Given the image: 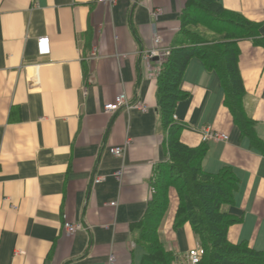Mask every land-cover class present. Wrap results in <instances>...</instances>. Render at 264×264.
<instances>
[{"label":"crops","instance_id":"crops-1","mask_svg":"<svg viewBox=\"0 0 264 264\" xmlns=\"http://www.w3.org/2000/svg\"><path fill=\"white\" fill-rule=\"evenodd\" d=\"M186 1L0 0V264H110L111 256L112 264H143L140 224L168 157L158 59L146 53L156 34L158 47L171 50ZM220 2L257 24L264 41V0ZM238 47L245 111L264 143V47L253 39ZM181 88V141L205 144L202 168L230 166L239 181L233 205L223 206L240 219L227 239L264 252V151L240 137L216 73L199 59L189 61ZM119 95L128 106L105 112ZM204 129L229 139L204 143ZM127 141L123 157L109 153ZM169 201L158 235L173 264H186L200 243L189 223L173 227V189ZM65 221L81 229L67 233Z\"/></svg>","mask_w":264,"mask_h":264},{"label":"trees","instance_id":"trees-1","mask_svg":"<svg viewBox=\"0 0 264 264\" xmlns=\"http://www.w3.org/2000/svg\"><path fill=\"white\" fill-rule=\"evenodd\" d=\"M178 20L177 37L157 75V108L166 132L168 157L157 167L149 212L140 224L139 240L145 250L143 264L175 262V255L165 249L158 235L169 207L170 189L177 197L173 227L190 224L204 251L198 264H264V252L254 250L247 242L231 243L227 239L229 226L240 220L223 209L224 205H233L238 189L233 169L224 166L216 173L205 171L202 159L206 145L184 144L180 139L183 125L173 118L176 104L187 96L181 88L183 74L189 61L197 58L216 73L223 90V105L240 137H246L263 152L264 143L257 137L255 122L243 103L245 89L238 66V44L253 39L264 47V41L258 39L257 24L225 9L220 0H187Z\"/></svg>","mask_w":264,"mask_h":264},{"label":"built area","instance_id":"built-area-1","mask_svg":"<svg viewBox=\"0 0 264 264\" xmlns=\"http://www.w3.org/2000/svg\"><path fill=\"white\" fill-rule=\"evenodd\" d=\"M115 0H97V2H103V3H113ZM161 36L156 34L154 37V47L146 53L147 58H157L158 59V69L160 70L161 62L169 55L170 49L169 48H160L158 47V44L161 42ZM38 49L40 54H46L48 52V38L43 37L39 38L37 41ZM128 106L126 103V99L124 95H119L116 97L115 101L112 103H108L104 105V111L107 113H112L118 110V108L121 106ZM138 106L145 111L146 107L144 105L138 104ZM175 118V116H173ZM228 135L219 131H214L212 129H204L201 133V140L202 142H208V141H228ZM128 147V141L121 146H112L109 147L108 151L111 155L115 157H123L126 149ZM122 173V169H119L115 172L116 177H120ZM102 177H98L95 179V183H98L102 180ZM63 226L67 233H75L77 230L81 229V224L79 223H69L64 222ZM204 251L201 247L193 248L187 251V263L186 264H198L200 257L203 255ZM109 263H113V256L109 258Z\"/></svg>","mask_w":264,"mask_h":264},{"label":"rangeland","instance_id":"rangeland-1","mask_svg":"<svg viewBox=\"0 0 264 264\" xmlns=\"http://www.w3.org/2000/svg\"><path fill=\"white\" fill-rule=\"evenodd\" d=\"M208 38H214V36L213 35H208Z\"/></svg>","mask_w":264,"mask_h":264}]
</instances>
